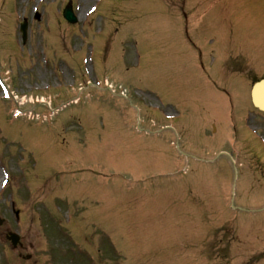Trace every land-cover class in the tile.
I'll use <instances>...</instances> for the list:
<instances>
[{
  "label": "rangeland",
  "instance_id": "obj_1",
  "mask_svg": "<svg viewBox=\"0 0 264 264\" xmlns=\"http://www.w3.org/2000/svg\"><path fill=\"white\" fill-rule=\"evenodd\" d=\"M259 64L264 0H0L1 263L264 264Z\"/></svg>",
  "mask_w": 264,
  "mask_h": 264
},
{
  "label": "bare ground",
  "instance_id": "obj_2",
  "mask_svg": "<svg viewBox=\"0 0 264 264\" xmlns=\"http://www.w3.org/2000/svg\"><path fill=\"white\" fill-rule=\"evenodd\" d=\"M239 53L240 52H237V54L234 55L231 59L239 60ZM225 60L224 61L222 60L223 61V63L221 64L222 66H225L226 64ZM261 66L264 67V64H262ZM261 70H262V73H264V68ZM254 84L255 85L251 89H249V92H248L250 103L253 106H257L258 109H261L262 111H264V76H261L259 79H257ZM237 89H240V87H237ZM1 227L2 226H0V229Z\"/></svg>",
  "mask_w": 264,
  "mask_h": 264
},
{
  "label": "water",
  "instance_id": "obj_3",
  "mask_svg": "<svg viewBox=\"0 0 264 264\" xmlns=\"http://www.w3.org/2000/svg\"><path fill=\"white\" fill-rule=\"evenodd\" d=\"M64 15L65 17L70 20L71 22H74L76 21V19L74 18L72 12H71V9L70 7H68L67 9H65L64 11ZM22 31H23V34L25 35V29H24V26L22 27ZM255 88V87H254ZM2 222V220H0V223ZM10 240L12 241V244L15 246L17 244V241H18V236L15 235V234H10Z\"/></svg>",
  "mask_w": 264,
  "mask_h": 264
}]
</instances>
